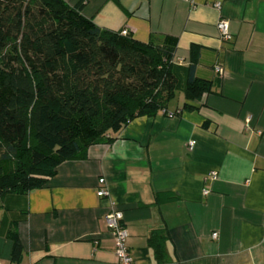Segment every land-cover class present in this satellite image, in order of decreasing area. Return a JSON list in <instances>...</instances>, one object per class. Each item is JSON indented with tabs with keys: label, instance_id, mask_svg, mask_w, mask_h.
I'll use <instances>...</instances> for the list:
<instances>
[{
	"label": "crops",
	"instance_id": "0c3cea01",
	"mask_svg": "<svg viewBox=\"0 0 264 264\" xmlns=\"http://www.w3.org/2000/svg\"><path fill=\"white\" fill-rule=\"evenodd\" d=\"M65 1L83 4V16L102 30L143 43L176 38L181 84L194 63L214 92L188 102L180 90L167 110L110 133L113 141L91 146L85 160L62 163L24 199L21 264H117L105 221L113 210L124 215L134 264H264V0ZM163 230L160 263L149 239ZM12 248L0 235V264H12Z\"/></svg>",
	"mask_w": 264,
	"mask_h": 264
},
{
	"label": "trees",
	"instance_id": "16d2710c",
	"mask_svg": "<svg viewBox=\"0 0 264 264\" xmlns=\"http://www.w3.org/2000/svg\"><path fill=\"white\" fill-rule=\"evenodd\" d=\"M83 8L0 0V235L13 244L12 264L24 256L17 229L24 199L62 163L85 160L91 146L113 141L110 133L167 110L180 90L188 102L214 92L194 63L181 84L176 38L143 43L102 30ZM168 240L164 230L150 236L157 262L166 259Z\"/></svg>",
	"mask_w": 264,
	"mask_h": 264
},
{
	"label": "built area",
	"instance_id": "2783aa9c",
	"mask_svg": "<svg viewBox=\"0 0 264 264\" xmlns=\"http://www.w3.org/2000/svg\"><path fill=\"white\" fill-rule=\"evenodd\" d=\"M187 2H191V0H185ZM214 7L217 10L221 9V3H215ZM217 29L220 33V37L224 42H231L233 35L229 31V24L227 20L220 19L217 24ZM215 72L219 75H223V69L219 66L215 67ZM195 142L190 141L188 143V148L190 151L194 149ZM212 179L217 178L216 173L211 174ZM106 181L104 178L99 179V189L97 191V195L101 198L109 196V191L107 189ZM208 193V191H205ZM124 215L121 211L113 210L109 212L105 216V221L110 230L111 236L114 240L115 244V255L117 259V264H134L133 257L130 253V250L126 244V240L128 238V232L123 226ZM213 238H217V234H213Z\"/></svg>",
	"mask_w": 264,
	"mask_h": 264
}]
</instances>
